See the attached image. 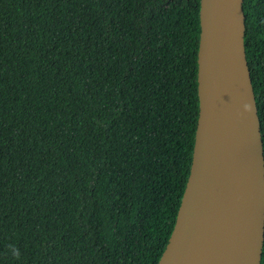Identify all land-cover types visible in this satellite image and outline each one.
<instances>
[{
    "label": "trees",
    "instance_id": "obj_1",
    "mask_svg": "<svg viewBox=\"0 0 264 264\" xmlns=\"http://www.w3.org/2000/svg\"><path fill=\"white\" fill-rule=\"evenodd\" d=\"M243 9L264 145V0ZM200 33V0H0V264H158Z\"/></svg>",
    "mask_w": 264,
    "mask_h": 264
},
{
    "label": "water",
    "instance_id": "obj_2",
    "mask_svg": "<svg viewBox=\"0 0 264 264\" xmlns=\"http://www.w3.org/2000/svg\"><path fill=\"white\" fill-rule=\"evenodd\" d=\"M244 0H200L199 118L176 222L158 264H261L264 145Z\"/></svg>",
    "mask_w": 264,
    "mask_h": 264
},
{
    "label": "clouds",
    "instance_id": "obj_3",
    "mask_svg": "<svg viewBox=\"0 0 264 264\" xmlns=\"http://www.w3.org/2000/svg\"><path fill=\"white\" fill-rule=\"evenodd\" d=\"M13 255L19 258V255H20L19 250L16 248H13Z\"/></svg>",
    "mask_w": 264,
    "mask_h": 264
}]
</instances>
